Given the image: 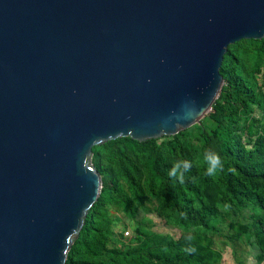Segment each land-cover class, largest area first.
<instances>
[{"label":"water","instance_id":"water-1","mask_svg":"<svg viewBox=\"0 0 264 264\" xmlns=\"http://www.w3.org/2000/svg\"><path fill=\"white\" fill-rule=\"evenodd\" d=\"M263 37L264 0H0V264H65L92 147L199 122L228 45Z\"/></svg>","mask_w":264,"mask_h":264},{"label":"trees","instance_id":"trees-1","mask_svg":"<svg viewBox=\"0 0 264 264\" xmlns=\"http://www.w3.org/2000/svg\"><path fill=\"white\" fill-rule=\"evenodd\" d=\"M242 41L250 43V48L240 52L246 50L248 54L250 49L255 50V62L264 57V37L241 39L228 45L220 67L224 84L209 112L211 128L197 124L172 136L144 141L130 137L108 140L103 146L112 149L114 160L110 164L101 161L96 145L92 147L93 165L100 173L102 187L68 250L65 264H206L205 255L195 243L181 239H153L147 235L150 243L146 246L108 247V229H101L96 221L108 204L121 208L134 219L138 207L145 206L149 197L154 196L184 230L201 228L220 233V208L203 201L216 183L226 193L230 205L251 202L264 211V118L256 120V125H239L256 111L257 103V89L251 85L237 51ZM191 130L197 131L200 144L192 142ZM244 130L247 141L242 139ZM208 149L224 160V170L215 177L205 174L206 166L197 158ZM185 159L191 160L193 166L183 181L177 180L171 175L174 162ZM250 224L264 250L262 218L253 216Z\"/></svg>","mask_w":264,"mask_h":264},{"label":"rangeland","instance_id":"rangeland-1","mask_svg":"<svg viewBox=\"0 0 264 264\" xmlns=\"http://www.w3.org/2000/svg\"><path fill=\"white\" fill-rule=\"evenodd\" d=\"M238 48L237 51L241 54L249 81L257 89L256 100L258 104H254L256 111L250 115L248 120H241L239 125L244 127L248 122L256 125V120L264 118V102H262L264 99V57L255 62V50L250 49L248 54L245 53L246 50L240 52L243 49L250 48V43L246 41H242ZM210 111L205 113L199 119V122L189 127L201 124L206 129L211 128L213 122L209 118ZM245 132V130L242 132L243 141H247ZM196 135L197 131L191 130L189 137L193 143L200 144ZM163 139L161 138V140ZM103 144H98L96 147L101 161L104 164H110L114 160L112 149L103 146ZM197 158L202 163V153H199ZM93 160L92 153V164ZM225 195L224 190L213 183L212 191L203 199L204 202L209 201L220 208L222 213L220 233L204 231L201 228L184 230L182 226L174 223V217L168 214V210L154 196L149 197L145 206L138 207L134 219L128 217L121 208L108 204L96 216V221L101 229H108V247L131 249L148 245L150 243L149 238L181 239L194 242L198 250L205 255L206 264H264V250L257 243L254 229L250 224L253 216H259L262 218V228L264 230V211L257 206H253L251 202L238 206L230 205ZM138 225L140 227L139 231H137ZM127 231L128 233L125 234ZM147 235L149 236L148 239ZM260 255L261 258H259Z\"/></svg>","mask_w":264,"mask_h":264},{"label":"clouds","instance_id":"clouds-1","mask_svg":"<svg viewBox=\"0 0 264 264\" xmlns=\"http://www.w3.org/2000/svg\"><path fill=\"white\" fill-rule=\"evenodd\" d=\"M202 111L203 110L196 112L194 109H192L186 113V118L195 121L199 118V115L202 113ZM202 163L206 166L205 174L208 177H215L224 170L223 158L219 155V153L212 149H208L202 153ZM192 166L191 160L185 159L176 161L174 162L171 175L175 179L183 181L186 178V173L191 171Z\"/></svg>","mask_w":264,"mask_h":264},{"label":"built area","instance_id":"built-area-1","mask_svg":"<svg viewBox=\"0 0 264 264\" xmlns=\"http://www.w3.org/2000/svg\"><path fill=\"white\" fill-rule=\"evenodd\" d=\"M128 233V231L127 232H125V234H127Z\"/></svg>","mask_w":264,"mask_h":264}]
</instances>
